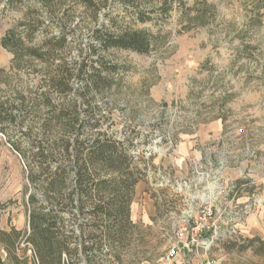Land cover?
<instances>
[{
    "label": "rangeland",
    "instance_id": "1",
    "mask_svg": "<svg viewBox=\"0 0 264 264\" xmlns=\"http://www.w3.org/2000/svg\"><path fill=\"white\" fill-rule=\"evenodd\" d=\"M44 1L0 0V36L27 15L48 24ZM57 1L55 10H68L72 27L80 24L83 45L103 23L116 33L145 29L153 36L147 53L104 51L119 70L97 98L99 129L129 146L142 177L124 241L111 246L116 263L165 264L174 249L172 264L210 257L264 264L248 244L264 240V0ZM40 28L36 42L49 32ZM71 53L78 56L76 44ZM13 57L0 41V70L8 72ZM26 183L21 157L0 133L1 227L16 223L19 204L26 208ZM209 206L215 217L204 244L184 249L186 228ZM23 241L19 256L32 257Z\"/></svg>",
    "mask_w": 264,
    "mask_h": 264
},
{
    "label": "trees",
    "instance_id": "2",
    "mask_svg": "<svg viewBox=\"0 0 264 264\" xmlns=\"http://www.w3.org/2000/svg\"><path fill=\"white\" fill-rule=\"evenodd\" d=\"M55 5L56 0L44 1L51 8L48 24L41 15H27L0 36L14 55L8 72L0 70V84L7 72L5 94L0 86V133L25 165L30 230L23 237L33 257L30 262L12 253V258L16 264H117L111 246L124 241L142 177L129 146L99 129L97 98L113 86L119 70L104 51L147 53L153 36L145 29L116 33L103 23L83 45L76 35L80 24L72 27L68 10L59 13ZM41 26L49 32L36 42ZM74 44L78 56L71 53ZM86 216L91 223L81 222ZM14 233L21 235L4 232L2 240ZM248 244L264 255L262 238Z\"/></svg>",
    "mask_w": 264,
    "mask_h": 264
},
{
    "label": "built area",
    "instance_id": "3",
    "mask_svg": "<svg viewBox=\"0 0 264 264\" xmlns=\"http://www.w3.org/2000/svg\"><path fill=\"white\" fill-rule=\"evenodd\" d=\"M215 213L211 206L203 208L194 218L193 222L186 228V239L181 241V245L184 249L189 250L194 246L204 244L202 240V234L208 230L214 224ZM28 243L23 241L22 246H26ZM176 252L173 249L164 259L165 264H172L175 259ZM203 264H219V260L214 257H210L205 260Z\"/></svg>",
    "mask_w": 264,
    "mask_h": 264
},
{
    "label": "crops",
    "instance_id": "4",
    "mask_svg": "<svg viewBox=\"0 0 264 264\" xmlns=\"http://www.w3.org/2000/svg\"><path fill=\"white\" fill-rule=\"evenodd\" d=\"M21 205V207H19V216L18 219L16 221V223H14L13 225H9L6 227H1L0 225V264H16L15 261L12 258V253L16 254L18 257L19 256V248H18V240H23V235L27 232L28 230V226H27V210L25 208V203H21L19 204ZM1 224V223H0ZM17 232L19 234H21L20 236H16L14 234H12V238L13 241L11 240L12 238H10V240H7L6 242H4L2 240V236L4 232ZM17 237V238H15ZM26 246H25V250H26ZM15 250V252H14ZM26 252H30V249H27ZM28 257L30 258V262L32 260V257L30 255H28ZM21 259H23L22 257H20Z\"/></svg>",
    "mask_w": 264,
    "mask_h": 264
}]
</instances>
